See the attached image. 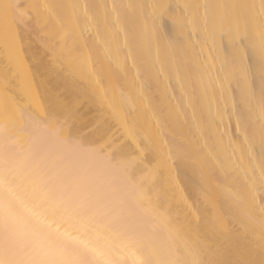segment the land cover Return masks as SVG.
<instances>
[{
  "label": "bare ground",
  "instance_id": "bare-ground-1",
  "mask_svg": "<svg viewBox=\"0 0 264 264\" xmlns=\"http://www.w3.org/2000/svg\"><path fill=\"white\" fill-rule=\"evenodd\" d=\"M4 24L65 69L38 116L0 81V264H264V0H0Z\"/></svg>",
  "mask_w": 264,
  "mask_h": 264
},
{
  "label": "rangeland",
  "instance_id": "rangeland-1",
  "mask_svg": "<svg viewBox=\"0 0 264 264\" xmlns=\"http://www.w3.org/2000/svg\"><path fill=\"white\" fill-rule=\"evenodd\" d=\"M7 27H8L7 24H4L3 27H0V28H2V29L5 30L3 32V34L0 35V36H2V37H0V44H3L0 47V81L1 80L4 81L1 86L3 87L4 85L6 86L8 84L7 85V88H8V86L10 85L9 83L11 82V83H13L12 85H14V86H15V84H18V85L21 84L26 89H29L28 91L32 92V93H29L31 95H29V97L27 99V100H29L27 102H28L29 107H30V113L32 115H34V116H38L39 115V111L41 109H43V107H44V103L46 102V99L48 100L49 98H52L50 95L48 96L49 93L47 92L46 89L52 88V86L54 87L57 83L60 82L57 78H59L60 76L63 75V72L64 71L62 72V70H64L65 67H63V66L60 67V65L58 63L55 65L56 62L55 63H52V61H55L54 58L53 57L50 58V57L47 56V54H48L47 49L42 48V49H44L43 50L44 52L41 51L42 49H40L41 47H39V44L37 43V41H35V39L34 40L32 39V42L33 43L32 42H28L29 40L28 41L26 40L28 42L27 43L24 40V38H20V36H18V35L17 36L16 35L13 36L11 34L9 35L8 34V30L9 29ZM5 28H7V29H5ZM7 37H8V39H10V40H8L9 42L6 41ZM23 40L26 43H24ZM35 42H36V44H35ZM21 43H22V47H20V45H19ZM23 43L25 45H23ZM26 44H27V46H26ZM34 44H35V46H34ZM27 47H29L30 49L27 48ZM25 48L28 49V50L27 51L26 50H23ZM33 48H35V49H33ZM45 50H46V53H45ZM25 51H26V54L27 55L24 54ZM28 51H30V52L28 53ZM22 52H24V53L22 54ZM33 58H34V60H33ZM42 59H44V61H42ZM47 60H48V63H47ZM49 61H51V62L49 63ZM41 62H42L43 65L41 64ZM26 65H28V66H26ZM53 65L55 67H53ZM11 66L14 69H12ZM30 66H32V67L29 69ZM50 66H51L52 69L50 68ZM33 68L38 70V71L37 70L34 71V73L36 75L35 76L36 78L33 75L34 73L31 72V71L34 70ZM45 68H46V70L43 71ZM15 69H17V70H15ZM53 69H54V71H53ZM14 70H15V72H14ZM50 71H52V72H50ZM36 72H37V74H36ZM30 75H32V76L30 77ZM37 75L38 76L41 75V76L38 77ZM30 80H31V82H30ZM33 81H34V83H33ZM29 83H31V84H29ZM67 83H72V82H69L67 80V81H65V84H67ZM12 85H10V87ZM28 86L31 87V88H28ZM34 88H36V89H34ZM11 89H12V87H11ZM0 91L2 92V89L1 88H0ZM6 94H7V92L5 93L4 91H3L2 94H0V99H1V96L2 95H5V96L2 97L3 100L2 99L0 100V101H2V103L0 102V104H1L0 105L1 106L0 107L1 108L0 109V112H1L2 109H5V112L6 111H9V114L7 112V114L5 115V117L2 116V115H0V119H5L7 122H10V121L12 122L14 116L13 117H11V116L13 115V112H14V109L13 108L14 107H13L12 102L10 101V96H7L9 93L7 95ZM31 96H33V97H31ZM5 97H7V100H6ZM31 102H32V104H31ZM8 103H9L10 107H9ZM4 106H7V107H4ZM8 107H9V109H8Z\"/></svg>",
  "mask_w": 264,
  "mask_h": 264
}]
</instances>
